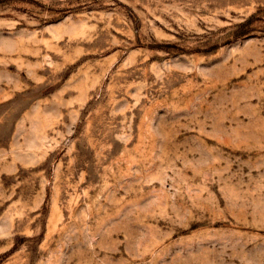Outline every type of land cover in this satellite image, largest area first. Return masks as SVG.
Instances as JSON below:
<instances>
[{
    "label": "rangeland",
    "instance_id": "obj_1",
    "mask_svg": "<svg viewBox=\"0 0 264 264\" xmlns=\"http://www.w3.org/2000/svg\"><path fill=\"white\" fill-rule=\"evenodd\" d=\"M0 264H264V0H0Z\"/></svg>",
    "mask_w": 264,
    "mask_h": 264
}]
</instances>
